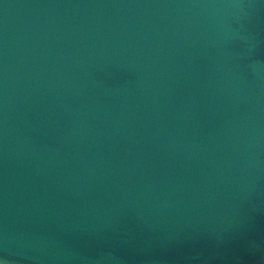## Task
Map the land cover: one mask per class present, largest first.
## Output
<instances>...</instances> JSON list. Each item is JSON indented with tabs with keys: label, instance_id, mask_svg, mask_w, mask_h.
Instances as JSON below:
<instances>
[{
	"label": "water",
	"instance_id": "1",
	"mask_svg": "<svg viewBox=\"0 0 264 264\" xmlns=\"http://www.w3.org/2000/svg\"><path fill=\"white\" fill-rule=\"evenodd\" d=\"M0 264H264V0H0Z\"/></svg>",
	"mask_w": 264,
	"mask_h": 264
}]
</instances>
